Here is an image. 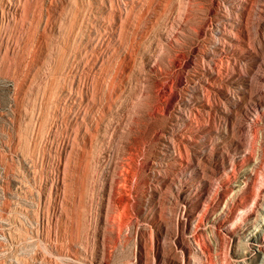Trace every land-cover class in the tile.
I'll return each mask as SVG.
<instances>
[{"label":"rangeland","instance_id":"obj_1","mask_svg":"<svg viewBox=\"0 0 264 264\" xmlns=\"http://www.w3.org/2000/svg\"><path fill=\"white\" fill-rule=\"evenodd\" d=\"M156 1L0 0V264H83L72 255L85 249L106 264H264V246L250 238L264 188V109L256 122L245 117L264 95V2L195 0L189 29L144 82L158 100L131 103L140 86L129 72L158 21ZM98 16L112 40L95 32ZM100 81L115 86V101L94 106ZM129 100L120 119L115 102ZM84 114L97 125L90 131L107 129L109 151L97 134L80 139Z\"/></svg>","mask_w":264,"mask_h":264},{"label":"bare ground","instance_id":"obj_2","mask_svg":"<svg viewBox=\"0 0 264 264\" xmlns=\"http://www.w3.org/2000/svg\"><path fill=\"white\" fill-rule=\"evenodd\" d=\"M81 1V0H80ZM114 1V0H113ZM122 5H124V9L128 7H133L136 6V5H139V3L141 2V0H118ZM153 1V0H152ZM156 1V0H155ZM43 2V1H42ZM42 2L40 1V3L42 4ZM83 2V1H82ZM109 2V1H108ZM111 2V1H110ZM143 2V1H142ZM157 2V7L154 11V15H155V21H157L155 23V25H152V30L150 31V35L145 39V44L147 42V45H143L144 47H146V49L140 54L139 58V64L136 66H134V69H130V77L128 78V81L130 84H133L135 87L138 85L140 86L139 87V92H132L133 94H129V95H132L130 100H131V103H137L138 101H140L141 97L143 94H147L149 96H153L155 100H153L154 102L158 100V96H159V93L161 92L159 88L153 86V87H149L148 85H145V81H146V77L148 76L149 77V74H159L161 71V66L159 64V56L161 57L162 54H164V50H165V46L166 45H169L171 44L172 42L176 43L177 40L179 39L180 37V33H183V31H187L189 29V26L187 25L186 23V19L187 17L191 14L193 8H192V4L195 2V0H166L165 2L164 1H156ZM155 2V3H156ZM264 2V0H263ZM50 3V2H49ZM116 3V2H115ZM37 4V2H36ZM73 4V3H72ZM75 4V3H74ZM118 4V3H117ZM121 4H119V6H121ZM153 4V3H152ZM47 5V4H46ZM77 5V4H76ZM85 5H88L85 3ZM112 5V4H111ZM149 5V4H148ZM238 5V3H237ZM262 5V4H261ZM108 6V5H107ZM84 6H82V9H83ZM110 7H113L110 6ZM114 7H115V4H114ZM123 7V6H122ZM121 7V8H122ZM76 8V7H75ZM81 8V6H80ZM87 8V7H86ZM105 8V7H104ZM116 8V7H115ZM262 8L264 9V6H262ZM85 9V8H84ZM100 9V8H99ZM103 8H101L102 10ZM113 9V8H112ZM260 9V8H259ZM41 10H42V7H41ZM78 10V8L76 9ZM119 10V9H118ZM40 11V10H39ZM49 11V10H48ZM55 11V9H54ZM83 11V10H82ZM121 11V10H119ZM146 11V10H145ZM131 12V10H130ZM148 12V11H147ZM37 13V12H36ZM41 13V12H40ZM77 13V12H75ZM121 13V12H120ZM126 13V12H125ZM45 14V13H44ZM78 14V13H77ZM124 14V13H123ZM132 14V12H131ZM42 15V13L40 14V16ZM47 15V13H46ZM74 15V14H73ZM72 15V16H73ZM81 15V13H80ZM125 15V14H124ZM123 15V16H124ZM129 15V13L127 14ZM133 15V14H132ZM36 16V15H35ZM43 16V15H42ZM75 16V15H74ZM73 16V17H74ZM104 16V15H103ZM120 16V15H119ZM122 16V15H121ZM135 16V15H133ZM76 17V16H75ZM83 17V16H82ZM98 21L97 23L95 24L96 26V29H95V32L97 33V35L99 37H107L109 40L112 38V34H109V31L112 29V28H109L108 26V22L106 19L102 18L101 16H98ZM106 17V16H105ZM39 17L37 16V19ZM42 18V17H41ZM45 18V16H44ZM43 18V19H44ZM63 18V17H62ZM77 18V17H76ZM121 18V17H120ZM123 18V17H122ZM128 18V17H127ZM125 19V18H124ZM133 20V18H131ZM130 19V20H131ZM47 20V19H46ZM76 20V19H75ZM109 20V18H108ZM123 20V19H122ZM74 21V20H73ZM150 21V20H149ZM36 22V21H35ZM39 22H41L39 20ZM38 22V24L41 26L42 24H40ZM47 22V21H46ZM132 22V21H131ZM227 22V21H226ZM43 23V22H42ZM71 23V21H70ZM74 23L76 24V22L74 21ZM127 23V22H126ZM125 23V24H126ZM149 23V22H148ZM158 23V24H157ZM37 24V23H36ZM37 24V25H38ZM53 24V23H52ZM58 24V23H57ZM231 24V23H230ZM71 25V24H70ZM111 25V23H110ZM124 25V24H123ZM127 25V24H126ZM232 27H233V24H231ZM40 26H38L40 28ZM45 26V25H44ZM43 27V26H42ZM47 27V26H46ZM45 27V28H46ZM52 27V25H51ZM50 27V28H51ZM75 27V26H74ZM111 27V26H110ZM113 27V26H112ZM224 27V26H223ZM57 28V27H56ZM60 28V26H59ZM73 28V26L71 27ZM94 28V27H93ZM126 29V27H124ZM123 28V29H124ZM226 28V27H225ZM224 28V29H225ZM36 29V28H35ZM41 29V28H40ZM44 29V27H43ZM53 29V28H52ZM69 29V28H68ZM67 29V30H68ZM92 29V28H91ZM114 29V28H113ZM227 29V28H226ZM71 30V29H70ZM69 30V31H70ZM75 30V29H73ZM115 30V29H114ZM230 30V29H229ZM118 31V30H117ZM122 31V30H121ZM126 31V30H125ZM128 31V30H127ZM126 31V33H127ZM232 31V29H231ZM37 32V30H36ZM39 32V31H38ZM74 32V31H73ZM94 32V31H93ZM120 32V30L118 31ZM70 33L72 34V32L70 31ZM69 33V34H70ZM122 33V32H121ZM229 33V32H228ZM41 34V33H40ZM39 34V35H40ZM147 34V33H145ZM227 34V33H226ZM231 34V33H230ZM234 34V33H233ZM90 35V34H89ZM94 35V33H93ZM119 35V34H118ZM37 36V35H36ZM41 36V35H40ZM97 36V38H98ZM129 36V34H128ZM141 36V35H140ZM146 36V35H145ZM236 36V35H235ZM234 35L232 37H235ZM39 37V36H37ZM43 37V36H42ZM89 37V36H88ZM130 37V36H129ZM95 38V37H94ZM238 38V37H237ZM99 39V38H98ZM123 39V38H122ZM239 39V38H238ZM37 40V39H36ZM40 40V38H39ZM38 40V41H39ZM108 40V41H109ZM112 40V39H111ZM124 40V39H123ZM128 40V39H127ZM93 41V40H92ZM129 41V40H128ZM144 41V40H143ZM230 41V40H229ZM96 42V41H95ZM107 42V41H106ZM124 42V41H122ZM121 41L118 42L116 45H118V50H119V53L121 54L122 58H130V51L127 50V48H125L123 46V43ZM39 43V42H38ZM100 43V41H99ZM109 43V42H108ZM131 43V42H130ZM139 43V41H138ZM98 44V43H97ZM142 44V42H141ZM127 45V44H126ZM137 45V44H136ZM38 46V45H37ZM98 46V45H97ZM102 46V45H101ZM110 46V45H109ZM114 46V45H113ZM133 47V46H132ZM137 47V46H136ZM140 47V46H139ZM115 48V47H114ZM108 49V48H107ZM110 50V49H109ZM131 50V48H130ZM139 51V50H138ZM137 51V52H138ZM118 52V51H117ZM136 52V53H137ZM62 53V52H61ZM51 55V54H50ZM134 56V55H133ZM136 56V55H135ZM52 57V56H51ZM108 57V56H107ZM63 58V57H62ZM61 59V58H59ZM113 59V58H111ZM136 59V60H137ZM63 60V59H62ZM135 60V58H134ZM133 60V61H134ZM109 61V60H108ZM107 61V62H108ZM118 61V60H117ZM113 62V61H112ZM121 62V61H120ZM261 63H262V67H261V73L259 76H257V81L264 86V57L261 58ZM109 64V63H108ZM134 64V63H133ZM136 64V63H135ZM107 65V64H106ZM112 65V64H110ZM115 65V64H113ZM112 66H109V67H113ZM117 66V65H116ZM105 67V66H104ZM108 67V68H109ZM107 68V69H108ZM120 69V68H119ZM103 70V69H102ZM125 70V69H124ZM110 71H111V68H110ZM129 71V70H128ZM108 72V71H107ZM114 72V71H113ZM118 71H116L117 73ZM109 73V72H108ZM112 73V72H111ZM120 73H121V70H120ZM119 73V74H120ZM117 76V75H116ZM153 76V75H152ZM114 78H117V77H114ZM83 80V79H82ZM106 80V79H105ZM110 80V79H109ZM112 80V79H111ZM110 80V81H111ZM114 80V79H113ZM98 81V80H97ZM104 81V80H102ZM95 82V85L92 86V92H90L89 94L91 93H94L96 96L94 99H92V103L94 106H104L106 104H110V100H114V97H113V89L112 87H115V86H108L106 83L104 82ZM127 81V80H126ZM109 82V81H108ZM112 82V81H111ZM83 83V82H82ZM110 83V82H109ZM79 84V83H78ZM85 84V83H84ZM87 84V83H86ZM114 84V83H113ZM80 85V84H79ZM116 85V84H114ZM83 86V85H82ZM169 86V85H168ZM80 87V86H79ZM162 88V87H161ZM83 89V88H82ZM81 89V90H82ZM85 89V88H84ZM83 89V90H84ZM80 90V88H79ZM135 90V89H134ZM262 90V89H260ZM138 91V90H137ZM160 91V92H159ZM85 92V90H84ZM116 92V91H115ZM130 92V91H129ZM264 92V90H263ZM262 92V93H263ZM73 93V90L70 91V94ZM88 93V92H87ZM165 93V92H163ZM162 93V94H163ZM88 94V95H89ZM119 94V93H118ZM85 95V94H84ZM82 91L80 92H76L74 95H72L70 97V106L71 107H76L77 109H79L81 106L83 108V102L86 100L85 97H84ZM115 95V94H114ZM87 96V95H86ZM130 97V96H129ZM261 97V95H260ZM88 99V97H86ZM162 98V97H161ZM160 99V97H159ZM121 100V99H120ZM124 100V99H123ZM130 100L129 102H120V103H116V114L117 116L120 118V119H123L125 117H127L128 115L131 114L132 112V105L130 103ZM162 101V100H161ZM156 104V103H155ZM159 104V103H158ZM92 105V106H93ZM160 107V106H159ZM158 107V108H159ZM260 107H263L264 109V95L263 97L261 98H258V99H255L249 106L246 107L245 109V117L247 119V121L249 120V122H256L257 121V116H256V111L258 108ZM85 109V108H84ZM88 111V110H87ZM155 111V110H154ZM80 112V111H79ZM85 112V110H83V113ZM87 113V112H86ZM89 114V113H88ZM155 114V113H154ZM81 115V114H80ZM86 114L82 115L81 116V123H78L79 127L81 128V133L79 134L80 136V139L84 142L85 140L87 141H91L93 136H95V134H97L99 136V138L105 143L106 142V150H110L108 148V145H107V142L108 140H110V134L107 132V129L104 128L101 130H99L97 127L95 128V131L92 132L89 130V124L90 122L93 123V127L97 126L96 123H94V119L92 118L91 116V119L87 120V116H85ZM78 116V115H77ZM79 117V116H78ZM100 126V125H99ZM98 138V137H97ZM93 141V140H92ZM98 142V141H96ZM100 143V142H99ZM114 152V151H113ZM110 154V153H109ZM104 159V157H103ZM87 163H89L91 165V163L88 161ZM129 164L128 162H125V163H122V168L123 170H126L128 168ZM87 167V166H86ZM120 169V171H121ZM122 173V172H120ZM119 175V178L117 177V179H119L120 181H122L123 185L125 186V179H124V176L122 174H118ZM110 177L108 176V174L105 175V180H108ZM211 181L207 180L206 183L207 185L210 184ZM127 191V190H126ZM261 197L259 198V204H258V207H259V212L255 213L254 214V217L253 219L256 221V227L253 228L255 229V232L252 233L250 235V238L251 240L255 241L257 243V245L259 247L261 246H264V188L262 190V193H261ZM106 216V214H105ZM104 216V217H105ZM101 221L104 223L106 222L105 219H101ZM98 247H103L104 246V232L102 230H100V233H99V239H98ZM71 251V250H70ZM70 251L67 252V250H63V254L65 255H68L70 253ZM103 253V251H102ZM80 256L77 257V256H74L72 255V257L75 259V260H83L82 263L83 264H106L105 261H97L96 260H89L88 261V252H87V249L84 250V252L82 254H79ZM72 257H69V258H72ZM79 258V259H78ZM78 263V262H77Z\"/></svg>","mask_w":264,"mask_h":264}]
</instances>
